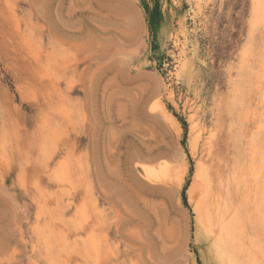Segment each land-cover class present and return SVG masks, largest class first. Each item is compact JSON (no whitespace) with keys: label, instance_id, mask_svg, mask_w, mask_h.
<instances>
[{"label":"rangeland","instance_id":"1","mask_svg":"<svg viewBox=\"0 0 264 264\" xmlns=\"http://www.w3.org/2000/svg\"><path fill=\"white\" fill-rule=\"evenodd\" d=\"M250 18L251 0H0V264H215L189 202L210 135L220 173L244 165L264 248V28Z\"/></svg>","mask_w":264,"mask_h":264},{"label":"bare ground","instance_id":"2","mask_svg":"<svg viewBox=\"0 0 264 264\" xmlns=\"http://www.w3.org/2000/svg\"><path fill=\"white\" fill-rule=\"evenodd\" d=\"M19 25H21V23ZM258 26L264 28V0H251L250 33L254 32V29ZM166 33L168 34L169 32L166 30ZM180 38L181 39L177 38L175 40L178 54L174 75L178 80L189 75L191 70V60L188 59L187 52V37L183 28L181 29ZM248 52L249 48L245 46L240 57V65L244 68L246 66ZM240 90L239 86H236L234 89V105L238 103ZM167 93L169 96L172 95L170 90H168ZM156 107L165 119L174 124L172 116L165 110L160 100H157ZM195 128L196 125L192 127V129ZM213 141L214 135H210L207 142L204 144L206 146V160L201 158L197 161L196 172L193 178L195 187H191L192 189L189 191V202H193V193H198V198L193 202L196 221V237L209 240V250L215 264H264V248L261 241L257 239L256 233L253 231L255 227L254 219H251L249 210L247 209L248 199L246 193L248 187L246 185L247 181L244 165L243 163L239 165L240 162L238 161L234 168L228 169L227 172L220 173L218 164H215V159H213ZM196 145L197 142L195 141L193 147L197 148ZM145 173L147 179L150 181H157L159 177H157L158 173L155 174L151 171H146ZM160 177L162 176L160 175ZM66 190L67 189L64 188L63 192ZM260 212L262 213V211ZM90 249H92L90 246L84 247L83 251L87 253Z\"/></svg>","mask_w":264,"mask_h":264}]
</instances>
